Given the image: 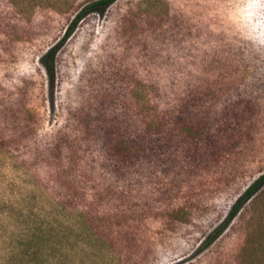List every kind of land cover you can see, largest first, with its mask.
I'll return each instance as SVG.
<instances>
[{"label": "rangeland", "instance_id": "1", "mask_svg": "<svg viewBox=\"0 0 264 264\" xmlns=\"http://www.w3.org/2000/svg\"><path fill=\"white\" fill-rule=\"evenodd\" d=\"M0 0V264H264V3Z\"/></svg>", "mask_w": 264, "mask_h": 264}, {"label": "trees", "instance_id": "2", "mask_svg": "<svg viewBox=\"0 0 264 264\" xmlns=\"http://www.w3.org/2000/svg\"><path fill=\"white\" fill-rule=\"evenodd\" d=\"M112 0H96L94 2H92L88 7L83 8L82 10H79L75 15L74 18L72 19V21L70 22V24L68 25V27L65 29L63 36L61 37L60 41L56 44L51 46L45 53L44 55L41 57L40 61L41 64L43 65V68L45 70V73L47 75L48 78V82H49V87L50 89L52 88L53 85V75H54V69H53V57L54 54L56 52V49L58 48V46L60 45V43L62 41H64L69 34L71 33V31L73 30L75 24L77 23V21L82 18L85 10L87 8H93V7H105L106 5H108ZM264 181V175L261 176L260 178H258V180H256L249 188L246 189V191L244 192V194L242 196H240L235 202L234 204L230 207L226 218L223 220L222 224L220 226H218L217 228H215L207 237L206 241L202 244L201 247L205 246L206 244L210 243V241H212L214 238H216L218 236V234H220V232L224 229V227L227 225V223L230 221V219L235 215V213L238 211L242 201L247 198L249 195L252 194V192L256 189V187L262 183Z\"/></svg>", "mask_w": 264, "mask_h": 264}, {"label": "snow or ice", "instance_id": "3", "mask_svg": "<svg viewBox=\"0 0 264 264\" xmlns=\"http://www.w3.org/2000/svg\"><path fill=\"white\" fill-rule=\"evenodd\" d=\"M260 2L264 3V0H260Z\"/></svg>", "mask_w": 264, "mask_h": 264}]
</instances>
